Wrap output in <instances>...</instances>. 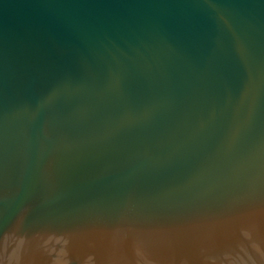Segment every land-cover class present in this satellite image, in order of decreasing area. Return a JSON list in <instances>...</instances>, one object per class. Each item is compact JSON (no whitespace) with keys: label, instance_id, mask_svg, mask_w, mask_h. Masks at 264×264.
Returning a JSON list of instances; mask_svg holds the SVG:
<instances>
[{"label":"water","instance_id":"water-1","mask_svg":"<svg viewBox=\"0 0 264 264\" xmlns=\"http://www.w3.org/2000/svg\"><path fill=\"white\" fill-rule=\"evenodd\" d=\"M0 264H264V0H0Z\"/></svg>","mask_w":264,"mask_h":264}]
</instances>
